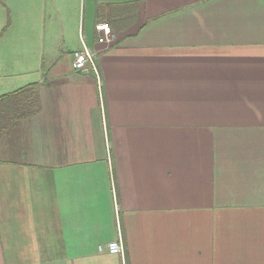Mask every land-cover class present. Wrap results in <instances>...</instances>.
<instances>
[{
  "label": "crops",
  "instance_id": "1",
  "mask_svg": "<svg viewBox=\"0 0 264 264\" xmlns=\"http://www.w3.org/2000/svg\"><path fill=\"white\" fill-rule=\"evenodd\" d=\"M33 86L0 105V264H264V0H0V97Z\"/></svg>",
  "mask_w": 264,
  "mask_h": 264
},
{
  "label": "trees",
  "instance_id": "2",
  "mask_svg": "<svg viewBox=\"0 0 264 264\" xmlns=\"http://www.w3.org/2000/svg\"><path fill=\"white\" fill-rule=\"evenodd\" d=\"M6 101L15 102L9 110L10 120L26 119L39 111L38 95L33 87L20 89L12 94L0 97L1 103ZM1 130V129H0Z\"/></svg>",
  "mask_w": 264,
  "mask_h": 264
},
{
  "label": "built area",
  "instance_id": "3",
  "mask_svg": "<svg viewBox=\"0 0 264 264\" xmlns=\"http://www.w3.org/2000/svg\"><path fill=\"white\" fill-rule=\"evenodd\" d=\"M96 30L102 33L101 40L109 43L111 41V28L107 23H101L96 26ZM89 66V68L95 72V63L94 56L87 49H83L82 51H76L73 53V68L75 70H83L85 67ZM99 252H106L112 255H122L123 247L120 241H112L109 242L106 246H99Z\"/></svg>",
  "mask_w": 264,
  "mask_h": 264
},
{
  "label": "rangeland",
  "instance_id": "4",
  "mask_svg": "<svg viewBox=\"0 0 264 264\" xmlns=\"http://www.w3.org/2000/svg\"><path fill=\"white\" fill-rule=\"evenodd\" d=\"M50 16H52V17H50ZM49 19L52 21L53 20V22H54V27H56L57 29H58V36L56 37V39L54 40V43L56 44V45H58V47L59 46H61V43H62V37H61V35H60V31H59V27H60V21H59V18H58V16L55 14V13H53L52 12V10L50 9V6L48 7V10L46 11V13H45V18H44V20H47L48 22H49ZM43 38H44V36H43ZM40 39V40H44V39ZM40 40H39V42H40ZM32 45L33 44H31V45H26L24 48H23V50H26L27 51V55H29V56H32V55H35V53H33V49H35V48H33L32 47ZM38 47H44V46H38ZM36 53H37V51H36ZM37 55V54H36ZM29 63L30 64H32L33 63V60L31 61V62H23V69H30V68H33L34 66H29ZM28 65V66H27Z\"/></svg>",
  "mask_w": 264,
  "mask_h": 264
}]
</instances>
